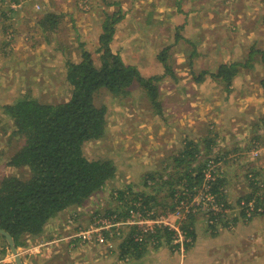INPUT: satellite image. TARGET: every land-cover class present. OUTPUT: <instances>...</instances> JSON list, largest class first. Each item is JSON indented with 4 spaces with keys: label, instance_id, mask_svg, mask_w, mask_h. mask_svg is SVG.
<instances>
[{
    "label": "rangeland",
    "instance_id": "obj_1",
    "mask_svg": "<svg viewBox=\"0 0 264 264\" xmlns=\"http://www.w3.org/2000/svg\"><path fill=\"white\" fill-rule=\"evenodd\" d=\"M219 1L218 5L216 0L211 1L214 7L207 19L216 18L213 12L217 5L227 10L220 21L224 24L203 33L198 29L194 33L201 39L186 41L182 37L184 28L171 25L175 5L180 6L177 12L188 8L183 0H0V11L6 14L0 18V178L22 172L6 165L22 138L13 136L16 128L9 115L3 113L4 106L28 98L43 104L67 101L71 89L65 77L67 64L80 62L82 53L87 51L99 66L100 45L96 37L98 32L101 34L106 14L119 11L122 16L115 25L110 49L125 64L143 65L152 72L158 64L164 72L159 60L152 66L149 55L145 61L146 54L140 51L143 46L134 39L143 33L142 27L149 26L147 31L152 36L158 34L161 41L153 48L155 52L171 42L175 44L167 52L174 77L163 75L157 84L167 121L155 115L152 103L136 84L122 99L98 93L95 104L106 107V131L103 138L86 142L83 154L89 160H112L116 174L104 191L81 207L69 208L60 222V231L56 229V233L48 235L47 239L53 240L46 241L44 236L39 240L44 243L31 249V254L23 253L26 246L16 247L24 258L25 254L33 255L36 262L46 264L50 254L55 257L51 264H85L82 254L89 252L77 250L71 259L62 254L67 247L72 251L81 244L78 239L72 243L71 239L62 240L60 232L77 235L105 220L118 223L104 233L120 230L123 237H145L159 226L172 230L169 240L162 231L158 240L146 241L147 251L141 264H264V140L253 137L256 133L264 136V129L261 125L256 130L247 126L251 118L264 115V89L259 84L264 78V0ZM111 2L116 4L108 6ZM7 6L12 11H6ZM239 9L237 17L232 11ZM48 13L56 16L53 31L40 22ZM201 19L202 15H197L194 27L200 25ZM169 39L171 42L167 43ZM189 41L195 43L194 55L190 54ZM246 62L247 67H238L240 73L232 79L229 91L223 82H214L207 76L203 82H195L200 73L215 72L220 64ZM207 135L213 139L209 154L203 150ZM190 139L201 151L195 166L205 164L202 173L211 180L205 178L186 192L177 185L175 193L170 189L171 197L168 188L159 187L167 175L162 173V180L158 177L166 164L171 163L167 171L173 172L171 155L183 150ZM183 170L184 165L180 172ZM215 178L223 180L218 186L223 195L218 198L209 184ZM255 182L258 183L254 185ZM121 191L122 200L113 198ZM251 193L262 205L256 214L247 205L245 221L241 202L246 204V195ZM143 197L149 201L144 202ZM254 202L253 198L248 203L253 206ZM122 221H127V225ZM186 242L190 244L187 249ZM91 244L98 248L107 243L100 246L94 238ZM0 260L14 264L1 237ZM88 262L92 264L90 258Z\"/></svg>",
    "mask_w": 264,
    "mask_h": 264
},
{
    "label": "trees",
    "instance_id": "obj_2",
    "mask_svg": "<svg viewBox=\"0 0 264 264\" xmlns=\"http://www.w3.org/2000/svg\"><path fill=\"white\" fill-rule=\"evenodd\" d=\"M114 4L116 2L107 5ZM5 10L12 11V8L7 6ZM0 12V18L6 16L4 11ZM121 17L119 11L105 15L101 34L98 37L99 66L94 64L87 51L82 53L80 62L67 64L66 82L71 88L67 101L43 104L28 98L3 108V113L9 115L16 128L12 132L13 136L24 139L19 140L21 145L6 161L8 167L22 170L21 174L5 175L0 178V229L12 237L16 247L25 246L26 239L40 235L48 221L62 211L70 207L83 206L89 198L104 191L109 180L114 178L116 167L112 160H89L83 154V145L103 138L106 131V107L95 104L98 93L105 92L111 98L122 99L128 97L131 87L136 84L152 103L155 115L167 121L164 107L159 100L157 84L163 75H173L170 74L171 64L167 52L175 44L173 42L169 44L170 46L166 45L164 50L157 54V60L164 68L163 74L145 78L135 66L125 64L121 57L110 49L115 25ZM55 20V14L48 13L40 22L45 29L53 31L56 27ZM189 45L190 54L194 55L195 45L192 43ZM187 51L183 50V52ZM248 64L249 62L244 65L220 64L215 72L200 73L196 76L195 82H203L207 76L214 82H223L224 88L229 91L232 79L240 73L238 67H247ZM259 84L264 89V78ZM260 125L264 129V115L251 118L247 124L254 130ZM212 140L208 135L203 139V150L207 154L213 144ZM200 153L195 140H187L183 150L171 155L175 164L173 172L167 171L171 163L163 167L158 179L162 180V173L166 174L167 178L160 182L159 187L172 189L175 193L174 189L177 185L186 192L195 185L201 184L205 179V174L202 173L205 164L195 166ZM183 165L184 170L180 172ZM183 180L185 183L182 182ZM221 183L223 180L216 178L214 181H209L216 198L223 195L222 190H218ZM256 183L258 182L254 185ZM122 194L123 191L113 198L122 200ZM170 196L172 197L171 190ZM253 198L255 199L252 206L253 214H256L262 205L259 203V198L254 197L252 193L247 194L245 202L248 204ZM146 201L149 200L145 199L144 202ZM246 207L241 206V217L245 221ZM138 211L142 213V210ZM155 229V232L149 231L145 237L143 235L141 243L135 240V234L115 239H121L123 242V254L128 255L130 260H137L147 251L146 241L158 240L160 232H165L168 240L173 237L172 230L165 226ZM0 237L4 239L1 235ZM191 239L194 240L193 237ZM185 245L187 249L189 243L186 242ZM130 260L124 259L126 263Z\"/></svg>",
    "mask_w": 264,
    "mask_h": 264
},
{
    "label": "crops",
    "instance_id": "obj_3",
    "mask_svg": "<svg viewBox=\"0 0 264 264\" xmlns=\"http://www.w3.org/2000/svg\"><path fill=\"white\" fill-rule=\"evenodd\" d=\"M211 1L212 0H183L184 6L187 5V7H188L187 9L183 8V10L185 12H182V11L177 12V11H180V8H179L180 6L178 5V3L175 5L176 6V8H175L176 11H174L175 18H174V20H172L171 25H179L180 27L184 28L183 30L185 33L183 32L182 37H184V39L186 41H188V40L198 41L199 39H201V38H199L198 35H196L194 33V31H198V29H201V32L203 33L204 31H209L215 25L219 26V25L224 24L223 22H220V21L223 20V15L226 14L227 10L223 7H220V9L217 7L218 2H220L219 0H216L217 5H215V8H214L215 10L213 12L215 14L216 18L215 19L213 18L211 20L207 19V15H208L210 8L214 7V6H212ZM207 2H209L208 5H206ZM240 10L241 9H239L238 11L235 10L234 12L232 11V13L234 15H236L237 17H239L240 14L237 12H239ZM253 10L254 9H252V12H254ZM182 13H184V15H182ZM243 14H246V12H243ZM179 15H181V16H179ZM197 15H202V19H201L202 22L200 23L199 26L194 27L195 19H196ZM217 22H220L221 24H217ZM160 28H162V27H160ZM147 29H149L148 31H150L149 26H145V28L142 27L143 33H140L139 36L137 38H134V39L139 40L138 45L143 46V49H141L140 51H144V54H146L145 61H147L149 59L148 56L150 55L151 56V65L154 66L157 64V61H158L157 60V54L158 53L155 52L157 50H154L153 48L157 46V41H161V40L158 38V36H157L158 34L155 36H152V33L148 32ZM154 29H157V26H154ZM158 29H159V26H158ZM99 34H100V32L97 33L96 42L98 40ZM180 39H181V37H180ZM129 42L132 43V42H134V40L129 41ZM168 42L170 43L171 39H169V41H167V43ZM189 43H192V42L189 41ZM192 44L195 45V43H192ZM126 64L136 66V63H132V62H128ZM157 66H158V68H157L158 71L155 70L153 72H152V69L149 70L147 67H144L143 65H139V66L137 65L136 68L138 69V71L140 72V74L143 77L149 78L152 76H156V75L158 76V75L163 74V72L161 70V66H159L158 64H157ZM147 70H149V71H147ZM159 70H161V71H159ZM0 76H2V73H0ZM256 135L257 136H256V138H254V140H258V141L264 140V136H262V135L260 136L257 133H256ZM68 211H69V209H66V210L62 211L61 213H59L56 217H54L53 219L48 221V223L44 226V228L42 230V234L40 236H36L34 238L26 239L27 243H25L26 247L24 248L23 253L31 254L32 253L31 249H33V250L37 249L36 248L37 246H40V245H42V243H44L41 241L39 242V240L43 239L44 236L46 237V241L47 240H53V239H47L48 235L56 233V229H58L60 231V222H61V220H63L62 217L65 216V214L68 213ZM52 228H54V229H52ZM60 235H61V237H59V238H61L62 240H70L71 239L70 242L75 240V237H73V236H75L74 234L72 236H70L71 235L70 233L66 234L64 232L63 233L60 232ZM57 241H59V240H57ZM122 243L123 242L121 241V239H115L114 237L107 236L106 246L104 245L102 247L97 248V247H93L92 244H90V246L89 245L85 246L82 244L81 247L75 248L72 251L69 250L67 247L68 252L67 251H66V253L62 252V254H65V256H70L69 259H71V256H72V254H74L75 251L76 252L80 251L82 253L89 252L90 254H87V255L82 254L83 260H81V261L85 264H90V262H88L89 258L92 261V264H104V263H107V264H131V263H126L124 261L125 258H128V255L122 253V252H124V247H123ZM104 250L106 251V253ZM100 252H102L103 255H101L102 253H100ZM49 253L50 252H48L47 254H49ZM27 254H25L26 255L25 258L22 256V254H20V257L22 259L23 264H39V262L35 261L36 259L33 255H27ZM27 257H30V258H27ZM53 258H55V257H53L50 254H49V257L47 255L46 259H49V260H47L46 264H51V262L53 261ZM128 260H130V259L128 258ZM137 260L138 261L131 259L130 262H134L135 264H141L143 257H141L140 259H137ZM0 263L10 264L9 262H6L5 260H0ZM61 264H64V263H61Z\"/></svg>",
    "mask_w": 264,
    "mask_h": 264
},
{
    "label": "built area",
    "instance_id": "obj_4",
    "mask_svg": "<svg viewBox=\"0 0 264 264\" xmlns=\"http://www.w3.org/2000/svg\"><path fill=\"white\" fill-rule=\"evenodd\" d=\"M205 178L208 180L209 179V175H205ZM214 181V179H213ZM242 205L247 206L249 205L250 207H252L251 203L245 204L244 202H241ZM118 222H110V221H101L99 224H96L94 227H92L91 229H88L87 231H82L79 234L73 236L75 237V239H78L80 244L82 245H89L92 243V240L95 238V241H97V243L102 246L103 244L107 243V237H106V233H104L105 229H110V228H114L115 224ZM123 225H127V221H122L120 222ZM107 235L109 237H114V238H120L123 237V234L121 233L120 230H118L117 232L115 231L114 233H107ZM139 237V235L135 236V240L137 242H142V237L141 238H137ZM140 242V243H141ZM72 243V242H70ZM70 243L68 245H70Z\"/></svg>",
    "mask_w": 264,
    "mask_h": 264
},
{
    "label": "water",
    "instance_id": "obj_5",
    "mask_svg": "<svg viewBox=\"0 0 264 264\" xmlns=\"http://www.w3.org/2000/svg\"><path fill=\"white\" fill-rule=\"evenodd\" d=\"M0 235L5 239L8 245L9 251L12 254L13 259H14V264H23L20 254L18 253L16 249V246L14 244L12 237L2 229H0Z\"/></svg>",
    "mask_w": 264,
    "mask_h": 264
},
{
    "label": "bare ground",
    "instance_id": "obj_6",
    "mask_svg": "<svg viewBox=\"0 0 264 264\" xmlns=\"http://www.w3.org/2000/svg\"><path fill=\"white\" fill-rule=\"evenodd\" d=\"M201 203V202H200ZM185 205V204H184ZM184 242V241H183ZM188 243V242H187ZM190 245V244H189Z\"/></svg>",
    "mask_w": 264,
    "mask_h": 264
}]
</instances>
